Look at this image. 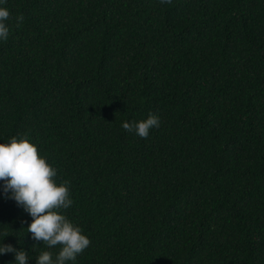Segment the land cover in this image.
Masks as SVG:
<instances>
[{
	"label": "trees",
	"instance_id": "1",
	"mask_svg": "<svg viewBox=\"0 0 264 264\" xmlns=\"http://www.w3.org/2000/svg\"><path fill=\"white\" fill-rule=\"evenodd\" d=\"M0 7V143L69 182L60 214L91 243L66 264H264V0ZM149 114L147 139L123 129ZM31 222L0 181V243L55 258Z\"/></svg>",
	"mask_w": 264,
	"mask_h": 264
},
{
	"label": "clouds",
	"instance_id": "2",
	"mask_svg": "<svg viewBox=\"0 0 264 264\" xmlns=\"http://www.w3.org/2000/svg\"><path fill=\"white\" fill-rule=\"evenodd\" d=\"M161 4H171L172 0H159ZM6 3V0H0ZM10 12L0 7V40H7ZM17 24L23 16L16 18ZM160 119L149 114L140 122H124L122 127L147 139L150 129L158 128ZM56 170L42 158L36 146L26 137L11 138L7 144L0 143V181L7 199L14 200L18 206L32 217L27 228L34 241L42 242L47 248L59 247L58 255L53 258L50 251H43L36 258V264H66L75 261L90 245V240L82 234V229L73 225L63 214L73 201L70 199L69 182L57 185ZM10 193V195H8ZM37 248L35 245L32 250ZM14 253L15 264H28L29 256L25 251H17L10 244L0 243V255Z\"/></svg>",
	"mask_w": 264,
	"mask_h": 264
}]
</instances>
